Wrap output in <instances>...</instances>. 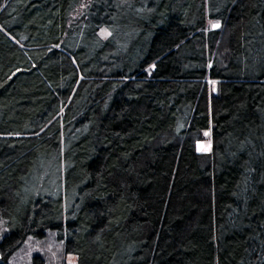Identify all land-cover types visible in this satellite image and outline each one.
I'll list each match as a JSON object with an SVG mask.
<instances>
[{
  "label": "trees",
  "instance_id": "1",
  "mask_svg": "<svg viewBox=\"0 0 264 264\" xmlns=\"http://www.w3.org/2000/svg\"><path fill=\"white\" fill-rule=\"evenodd\" d=\"M82 2L0 0V264H264V0Z\"/></svg>",
  "mask_w": 264,
  "mask_h": 264
},
{
  "label": "rangeland",
  "instance_id": "2",
  "mask_svg": "<svg viewBox=\"0 0 264 264\" xmlns=\"http://www.w3.org/2000/svg\"><path fill=\"white\" fill-rule=\"evenodd\" d=\"M91 0H83L78 10L73 14L72 19L80 17L85 10L86 5ZM218 24H214L212 28H217ZM101 36H108L105 30L102 31ZM196 149L200 152H208L210 150V142L199 141L196 143ZM2 222L0 221V234L2 229ZM62 249L57 247L53 240L49 239L42 242H28L22 249L17 251V253L11 258L10 264H31L34 254L44 253L46 257L45 264H60L61 256H63ZM75 257L68 255L66 257V262L74 263Z\"/></svg>",
  "mask_w": 264,
  "mask_h": 264
},
{
  "label": "snow or ice",
  "instance_id": "3",
  "mask_svg": "<svg viewBox=\"0 0 264 264\" xmlns=\"http://www.w3.org/2000/svg\"><path fill=\"white\" fill-rule=\"evenodd\" d=\"M207 134V133H206Z\"/></svg>",
  "mask_w": 264,
  "mask_h": 264
}]
</instances>
